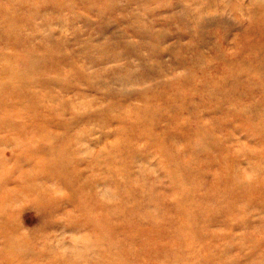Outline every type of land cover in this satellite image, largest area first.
<instances>
[{"label": "rangeland", "instance_id": "rangeland-1", "mask_svg": "<svg viewBox=\"0 0 264 264\" xmlns=\"http://www.w3.org/2000/svg\"><path fill=\"white\" fill-rule=\"evenodd\" d=\"M0 264H264V0H0Z\"/></svg>", "mask_w": 264, "mask_h": 264}]
</instances>
